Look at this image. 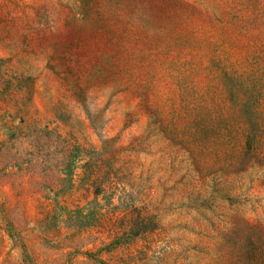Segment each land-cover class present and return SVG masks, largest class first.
<instances>
[{"label": "rangeland", "instance_id": "rangeland-1", "mask_svg": "<svg viewBox=\"0 0 264 264\" xmlns=\"http://www.w3.org/2000/svg\"><path fill=\"white\" fill-rule=\"evenodd\" d=\"M0 264H264V0H0Z\"/></svg>", "mask_w": 264, "mask_h": 264}]
</instances>
